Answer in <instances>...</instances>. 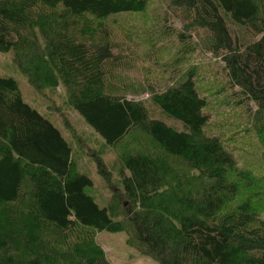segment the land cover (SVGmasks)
Wrapping results in <instances>:
<instances>
[{
	"label": "trees",
	"instance_id": "1",
	"mask_svg": "<svg viewBox=\"0 0 264 264\" xmlns=\"http://www.w3.org/2000/svg\"><path fill=\"white\" fill-rule=\"evenodd\" d=\"M151 1L0 0V51L13 53L36 91L61 87L110 148L128 144L134 131L142 141L119 153L122 188L100 207L60 130L0 75V264H112L99 231L124 232L129 246L158 264H264V0H168L183 24L174 62L195 53L219 60L221 91L243 109L241 129L259 143L257 171L239 165L223 133L205 134L210 114L195 62L168 64L172 80L160 88L143 83L183 130L151 118L127 98L126 84L112 80L127 67L115 47L136 41L125 27L118 43L114 18L145 13ZM90 156L110 186L111 171Z\"/></svg>",
	"mask_w": 264,
	"mask_h": 264
},
{
	"label": "rangeland",
	"instance_id": "2",
	"mask_svg": "<svg viewBox=\"0 0 264 264\" xmlns=\"http://www.w3.org/2000/svg\"><path fill=\"white\" fill-rule=\"evenodd\" d=\"M168 2V0H152L145 13L115 16L114 19L119 25L113 32L118 43L123 41L121 30H126L125 27L129 30L128 33L134 34L136 41L132 45L127 42L115 47L114 52L127 61V67L118 69L112 80L117 84H126L127 98L141 101L151 118L162 120L178 130H183V124L180 121L167 117L151 100L149 93L143 89L145 87L143 83L146 78L155 80L158 81L160 88L162 83L164 85L172 80L171 68L173 66L177 65L184 69L195 62L199 67L198 86L201 94L207 99L206 110L210 114L204 127L205 134L223 133L224 142L235 152L239 165H248L250 169L257 171V163L260 160L258 157L259 143L253 132L247 133L248 131L241 129L244 126L241 123L245 121L243 109L233 108L229 100V92L221 91V88H227V84L220 71L219 60H209L195 53L188 58V62L180 64L174 62L175 58H179L178 53L180 52V44L176 35L182 30L183 24L173 13ZM167 28L170 29L169 33L166 31ZM168 64L174 65L169 67ZM0 75L12 77L18 84L23 100L36 108L60 130L72 149V157L77 168L88 175L93 182L87 192L100 207L108 204L114 190L119 191L122 188L117 173L119 153L124 148L137 150L140 147L139 144L142 145L139 138L140 132L134 131L126 140V142L130 139L131 141L123 147L110 148L104 145L102 139L65 102L64 91L61 87H57L51 94L48 90L40 93L30 85L26 75L14 63L11 51H0ZM231 123L234 126L237 123L240 124L236 129L231 130L229 128ZM91 153L99 155L111 171L110 186L98 173L92 156H90ZM260 216L264 218V206L260 209ZM95 237L112 264H158L155 260L129 246L126 243L124 232L99 231Z\"/></svg>",
	"mask_w": 264,
	"mask_h": 264
}]
</instances>
